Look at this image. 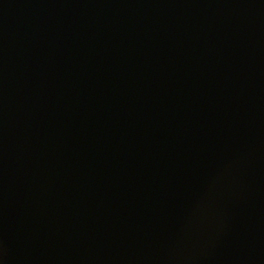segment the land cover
Wrapping results in <instances>:
<instances>
[{
  "label": "water",
  "instance_id": "1",
  "mask_svg": "<svg viewBox=\"0 0 264 264\" xmlns=\"http://www.w3.org/2000/svg\"><path fill=\"white\" fill-rule=\"evenodd\" d=\"M0 264H264V0H0Z\"/></svg>",
  "mask_w": 264,
  "mask_h": 264
}]
</instances>
